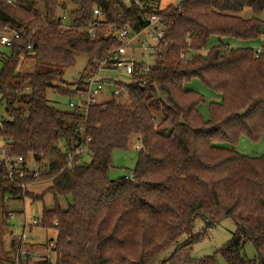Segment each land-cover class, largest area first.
I'll use <instances>...</instances> for the list:
<instances>
[{"label": "trees", "instance_id": "obj_1", "mask_svg": "<svg viewBox=\"0 0 264 264\" xmlns=\"http://www.w3.org/2000/svg\"><path fill=\"white\" fill-rule=\"evenodd\" d=\"M141 1L143 9L134 0H0V38L20 34L1 59L0 104L9 119L1 123L0 142L8 157L45 168L21 182L50 183L34 195L8 179L0 162V197L34 202L52 195L53 207L34 224L57 233L50 241L54 258L33 262L13 245L11 252L0 248V264H165L197 221L215 227L226 218L236 225L232 238L194 264H264V155L229 147L264 135V45L229 42H264V0H182L164 9L159 0ZM245 8L254 16L236 14ZM63 15L71 24L65 31ZM153 16L165 43L152 70L136 76L126 95L83 111L49 104L51 89L78 98L88 76L111 58L118 43L102 27L140 32ZM78 57L87 60L80 79L60 84ZM27 60L34 71L22 69ZM193 80L214 92L208 120L200 112L204 95L186 87ZM134 140L141 146L134 179H110L113 153L130 150ZM77 143L88 154L68 168L64 150ZM247 243L254 258L244 253Z\"/></svg>", "mask_w": 264, "mask_h": 264}, {"label": "rangeland", "instance_id": "obj_2", "mask_svg": "<svg viewBox=\"0 0 264 264\" xmlns=\"http://www.w3.org/2000/svg\"><path fill=\"white\" fill-rule=\"evenodd\" d=\"M179 0H159L158 6L161 9L169 6H176ZM39 10L43 9V2L39 1L37 4ZM63 13H61L62 15ZM243 18H251L254 16L252 9L245 8L243 11L236 13ZM64 16V15H63ZM66 16V15H65ZM259 17L264 20V14H260ZM68 18V17H67ZM69 21V18H68ZM70 22V21H69ZM264 29V28H263ZM111 26L101 28V33L111 31ZM114 32V31H113ZM114 34V33H113ZM140 39L148 40L149 37L146 33L139 36ZM233 47H252L254 49L260 48L264 45L262 40L256 42H243V41H229ZM136 46H139L138 42H135ZM8 48L0 45V70L2 68V54H6ZM146 53V52H145ZM129 55V54H128ZM130 57L131 54L129 55ZM145 59L148 62H152V59L145 54ZM135 59L141 61V55L135 54ZM35 63L31 60L25 61L22 69L30 72L34 71ZM87 66V60L84 57H78L77 62L74 66L66 68L63 74V80L66 85L67 83H75L80 79L81 73ZM99 77H104L107 81L102 88L101 96H97L101 103L102 101H109L112 97L111 94L115 90L113 84L115 81L120 80L125 82L129 81V77L120 72V70L114 69H101L99 71ZM189 89L197 90L202 93L205 97V104L201 105L200 112L205 120H208V104L215 99L214 92L208 89L199 80H193L191 83L186 85ZM47 98L49 104L60 109L62 111H72L69 103L73 102L77 104L78 98L71 97L58 93L54 90H48ZM9 116L6 114L4 106L0 104V126L4 120H8ZM139 145L136 140L132 142L131 149L128 151L117 150L113 153V168L109 172L110 179L117 180L123 176L129 177L134 171L136 160L139 151H136V146ZM4 144L0 142V152L4 148ZM235 149L237 152L246 155L248 157H261L264 155V135L258 141H252L246 137H241L236 145L229 146ZM40 173L45 171V168L37 166ZM50 183L46 179H39L33 184L28 186V190L34 195L42 194ZM62 206H66V202H61ZM53 207V197L50 194L44 195L42 200L34 201L32 198L26 196L25 198H9L8 195L0 197V248L5 252H11L12 246L20 245L18 253L19 257L28 255L30 260L33 262L42 260L43 258H54V254L51 252L50 244L51 239L56 238V231L53 229H46L36 226L37 220L41 218V214L44 208ZM6 213V214H4ZM34 224V225H33ZM27 227L25 228V226ZM236 230L234 221L230 218L223 219L218 225L207 226L201 221H197L195 228L191 235H184L182 240L173 245L175 249H171L170 252L177 253L174 255L171 261H167L165 264H194L208 255H213L221 248H223L228 241L232 238ZM26 232L27 238L23 241V233ZM178 245V246H177ZM174 246H177L175 248ZM244 253L248 258H254L256 256V250L251 243H247L244 248ZM11 257H14L11 254ZM18 261V259H17ZM162 261V260H161ZM220 262L223 260L220 258Z\"/></svg>", "mask_w": 264, "mask_h": 264}, {"label": "built area", "instance_id": "obj_3", "mask_svg": "<svg viewBox=\"0 0 264 264\" xmlns=\"http://www.w3.org/2000/svg\"><path fill=\"white\" fill-rule=\"evenodd\" d=\"M5 1L9 4L14 2V0ZM181 1L182 0H179L178 4ZM133 4L142 9L146 7V3L141 0H134ZM94 14L97 16L98 20L102 19L103 13L100 9H95ZM60 21V28L62 31L71 28V24L68 21L67 16H62ZM158 21L159 19L156 16L149 18V25L140 32H134L130 27L127 26L116 29L114 32H105L103 35L106 38L108 36L114 38L118 45L116 46L111 58H109V60H105V62L102 63V66L97 71L93 70V72L88 76V78L85 80L86 89L79 94V102L77 104L70 102V107L72 109L83 111L90 105L99 104L98 102L100 101L98 100L97 96H101L102 88L104 87V84L107 83L104 77H99V71L101 69L120 70V72H123V74L129 77V81H115L113 84L115 90L111 94V96L115 98H119L127 94L130 85H132L134 82H137L135 79L136 76L139 74L149 73L152 70L155 60L158 56V47L160 44L165 43L163 40L165 37V32L162 27L158 25ZM88 31L91 38L96 37L97 33L94 27L89 28ZM143 33L148 35V40L139 38V36ZM18 38H20V34L18 32H6L1 36L0 44L10 48L13 45V42ZM135 42H138L139 46H136ZM136 53L141 55V61H137L135 59ZM128 54H131L132 57H130ZM145 54H147L148 57L152 59V62H148L145 59ZM116 82H123L124 84L121 86H116ZM89 141L90 139L88 138L87 142ZM135 149L136 151H141V146L137 145ZM64 154L67 159L66 166L71 168L77 158L84 157L86 154H88V147L82 143H77L73 147L65 149ZM0 162L5 163V167L7 169V178L15 182L23 190H25L29 185L27 183L21 182V180L27 178L28 176L32 178H38L41 174L37 168L38 165L33 162L26 163L22 156L10 158L6 155L4 148L0 152ZM126 178L133 180V172L129 177ZM22 238L23 241L27 238L26 232L23 233Z\"/></svg>", "mask_w": 264, "mask_h": 264}, {"label": "water", "instance_id": "obj_4", "mask_svg": "<svg viewBox=\"0 0 264 264\" xmlns=\"http://www.w3.org/2000/svg\"><path fill=\"white\" fill-rule=\"evenodd\" d=\"M156 29H157V27H156ZM0 186H1V180H0Z\"/></svg>", "mask_w": 264, "mask_h": 264}]
</instances>
